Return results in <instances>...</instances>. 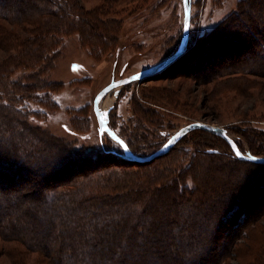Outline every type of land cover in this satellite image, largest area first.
Returning a JSON list of instances; mask_svg holds the SVG:
<instances>
[{
  "label": "trees",
  "instance_id": "obj_1",
  "mask_svg": "<svg viewBox=\"0 0 264 264\" xmlns=\"http://www.w3.org/2000/svg\"><path fill=\"white\" fill-rule=\"evenodd\" d=\"M103 15L102 9L87 10L81 0H0V48L7 51L0 61V239L10 243L0 248V253L13 264H264L263 245L255 249L247 244L253 253L244 256L236 237L259 220L258 213L251 212L258 203L247 198V191L262 189L263 174L248 176L243 182L228 176L226 184H214L222 192L189 200L184 196L189 192L185 176L171 166L155 172L143 168L141 175L99 164L112 156L126 162L123 166L137 163L146 167L148 162L129 158L120 145L115 149L104 146V151L90 147L72 151L67 143L31 123L33 118L44 117L43 111L34 110L31 104L46 106L48 97L33 93L48 89L44 75L58 54L59 35L76 29L90 41L101 43L102 35L117 27ZM262 17L264 0H240L237 9L221 20L201 45L204 54L206 47L218 54L217 65L225 74L244 72V77L234 78L242 87L249 82L247 73L264 75ZM250 44L257 47L260 61L243 56ZM228 56L232 61L226 63ZM18 71L29 74L16 76ZM126 139L134 154L145 155ZM5 140L8 145L3 148ZM203 152L204 164L209 157L212 166L219 161V149L207 147ZM233 155L236 164L264 165ZM199 168L191 172L194 180L197 174V179L223 183L224 178H206L211 171ZM33 173L40 176L37 188L29 180ZM25 179L29 183L19 182ZM9 187L23 190L22 198H7L3 190ZM37 191L36 198L26 196ZM188 204H198L201 209L186 216ZM40 220L48 223L46 228L39 226ZM210 229L215 232L211 236ZM222 229L229 235L228 241L221 239ZM236 230L235 235L232 232ZM34 252L37 256L31 261Z\"/></svg>",
  "mask_w": 264,
  "mask_h": 264
},
{
  "label": "rangeland",
  "instance_id": "obj_2",
  "mask_svg": "<svg viewBox=\"0 0 264 264\" xmlns=\"http://www.w3.org/2000/svg\"><path fill=\"white\" fill-rule=\"evenodd\" d=\"M239 1L192 0L190 36L187 44L189 51L168 68L144 79L128 82L119 88L118 94L112 91L102 99L113 98L112 103L105 109L112 105L109 110V124L126 144L127 137L134 150L145 154L141 157L151 155L165 145L179 128L196 120L224 126L229 135L243 147V152L252 154V149L262 154L259 156H264V75L259 71L247 73L249 82L247 86L242 87L235 83L234 78L244 77V72L232 73L230 70L229 74H225L217 65L218 54L214 55L207 47L204 54L201 47L207 34L237 9ZM81 2L87 10L102 9L104 18L117 23L116 30L104 34H110V39H104L102 35L101 43L90 41L76 29L67 35H59L60 42L56 44L58 54L55 56L53 67L44 75V78L48 79V89H35L33 93L39 97H48L46 106L31 104L34 110L43 111L44 117L33 118L31 123L45 129L59 141L67 143L72 151L82 150V147L104 151V146L115 149L118 145L125 149L107 130L100 132L94 99L97 93L114 79L142 72L163 61L179 48L185 22L183 0ZM260 21L264 24V17ZM244 23L248 21L245 19ZM243 27L248 29L245 25ZM6 55L7 51L0 48V61ZM201 55H206L205 59L201 58ZM243 56L253 58L255 62L261 59L257 47L253 44L249 45ZM230 59L229 56L225 58L226 63ZM24 74H29V71H18L16 76ZM190 131L192 132L182 140L183 136L180 139L182 141L177 142L167 153L145 161L148 162L146 167H138L137 163L123 166L126 162L117 156L100 161L99 164L119 170L135 171L141 175L143 168L155 172L165 171L171 166L173 171L185 176L189 192L186 191L184 196L189 200L211 192H222V189L214 184H226L228 176L237 177L243 182L248 176L263 174L261 179H264V165L234 163V151L232 152L231 146L221 136L201 128ZM6 145L8 143L5 140L3 148L7 147ZM127 146L129 147L128 144ZM157 146L159 147L156 148ZM207 147L220 150L216 154L219 161L214 162L216 164L213 166L210 164L211 157L207 159L208 163L204 164L206 155L201 153H204L203 150ZM126 154L128 155L127 151ZM230 161L236 165H226ZM196 166L206 167L211 171L206 178H224L223 183L214 179L210 182V179L203 177L197 179V174L194 180L191 172H195ZM221 172H225V175ZM39 178L38 173L31 174L29 180L33 181L35 188L40 183ZM19 182L29 183L26 179ZM210 185H213V188ZM250 190L247 191V198L253 199L255 204L258 203L251 212L258 213L259 220H255L256 223L254 222L246 232L236 236L239 243H242L240 248L244 256L253 253L247 244L255 249L264 246V186L260 190ZM3 192L8 194L7 198H14L12 201L20 200L23 194V190L12 187ZM37 193L39 192L26 196L36 198L39 196ZM187 206L184 207L186 216H189V213H197L196 208H200L198 204ZM158 211H164V208H158ZM192 223L188 225H193ZM47 225L48 223L40 220L41 228H46ZM252 227L256 229L253 230ZM210 230L209 236L215 233ZM237 232L236 230L232 233L236 235ZM221 233L222 240L230 239L225 229H222ZM5 246H10V243L0 239V248ZM36 256L34 252L29 259L33 261ZM249 259L251 256L247 258ZM0 264H13V260L0 253Z\"/></svg>",
  "mask_w": 264,
  "mask_h": 264
},
{
  "label": "water",
  "instance_id": "obj_3",
  "mask_svg": "<svg viewBox=\"0 0 264 264\" xmlns=\"http://www.w3.org/2000/svg\"><path fill=\"white\" fill-rule=\"evenodd\" d=\"M184 8H185V22H184V30H183V36L179 45V48L170 56H168L166 59L163 61L152 65L148 67L147 69L143 70L142 72H137L133 73L129 76H124L120 79H114L111 83L106 85L104 88H102L96 95L94 99V109L98 118V123H99V130L100 132H103L104 130H107L109 134L115 138L120 144H122L127 153L128 157L131 159L135 160H140V161H146L155 158L156 156L162 155L167 153L185 134H187L190 130L196 129V128H201L205 129L208 131H211L224 139L230 144L231 148L233 149L234 153L243 158V159H248V160H253L259 163H264V156H259V155H253L249 153H245L241 150L235 139L229 135L227 132V129L222 126V125H216V124H211L208 122H204L201 120H196L193 121L181 128H179L170 138V140L157 149L155 152H153L149 156L141 157L137 156L132 153L130 148L127 146L123 138L119 136V134L110 126L109 124V110L112 108V105L109 106V108L105 111H102L99 102L106 96L108 93H111L112 91H115L116 94L119 93V88L121 86L125 85L128 82H131L136 79H143L146 78L150 75H153L155 73H158L162 70H164L166 67H168L170 64H172L174 61H176L180 56H182L186 49H187V44L189 41V36H190V25H191V7H192V0H183ZM239 153V154H237Z\"/></svg>",
  "mask_w": 264,
  "mask_h": 264
},
{
  "label": "bare ground",
  "instance_id": "obj_4",
  "mask_svg": "<svg viewBox=\"0 0 264 264\" xmlns=\"http://www.w3.org/2000/svg\"><path fill=\"white\" fill-rule=\"evenodd\" d=\"M112 101H113V98H111V97H107L106 99L102 100L99 103V106H100L101 110L105 111V109L108 107V105H110L112 103Z\"/></svg>",
  "mask_w": 264,
  "mask_h": 264
},
{
  "label": "snow or ice",
  "instance_id": "obj_5",
  "mask_svg": "<svg viewBox=\"0 0 264 264\" xmlns=\"http://www.w3.org/2000/svg\"><path fill=\"white\" fill-rule=\"evenodd\" d=\"M237 154H239V153H237Z\"/></svg>",
  "mask_w": 264,
  "mask_h": 264
}]
</instances>
